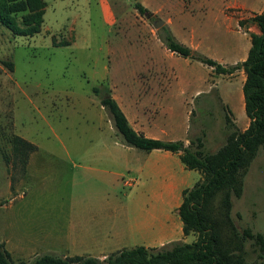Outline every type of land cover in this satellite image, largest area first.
Instances as JSON below:
<instances>
[{
	"label": "rangeland",
	"instance_id": "rangeland-1",
	"mask_svg": "<svg viewBox=\"0 0 264 264\" xmlns=\"http://www.w3.org/2000/svg\"><path fill=\"white\" fill-rule=\"evenodd\" d=\"M42 1L36 32L14 34L0 23V204L6 205L0 208V227L7 223L3 231L9 233V220L16 221L11 232L18 239L23 238L18 236L21 231L31 233L27 238L37 248L33 252L14 251L15 262L46 253L42 249H59V243L50 237L62 233V226L71 217L81 216L86 225L97 224V232L100 226L101 230L127 234V241L120 245L145 241L138 224L140 227L143 224L139 218L150 200L142 195L146 194L147 181L135 170L150 154L119 140L109 114L99 102L102 91L107 87L117 99L121 91L128 93L132 79L128 72L151 59L138 52L137 41L144 37L158 38L153 20L165 21L173 15L170 11L182 7L193 10L195 16H200L194 25L201 27L199 31L207 39L240 43L243 36L228 33L224 26L229 21L216 16L221 4L225 6L234 0ZM134 1L146 6L151 11L150 17L138 13ZM208 10L210 14L206 13ZM224 11L236 20H245L249 14L239 6H226ZM19 14L15 16L17 20ZM230 25L233 27L235 23L230 21ZM247 25L244 21L238 26L250 31ZM198 51L210 56L217 55L219 50L207 41ZM153 61L166 67L172 61L174 68L191 78L184 96L200 85L206 89L190 99L188 136L192 139L200 136L204 151L215 150L228 132L217 88L225 87L232 92L227 87H234L241 93L242 70L215 73L209 66L179 55L171 60L155 55ZM93 86L99 88L96 93ZM180 105L177 100L178 121L183 117ZM241 105L240 101L231 104L229 114L233 122L234 115L238 125L245 117ZM13 135L28 140L36 148L28 168V157L24 159L13 151ZM129 177H134V184H123L122 179ZM170 203L165 197L154 205L163 222L172 220ZM230 214L238 230L248 226L264 234V147L257 149L243 175L241 195L232 196ZM176 215L175 228L180 221ZM91 216L97 220H91ZM153 233L158 237L165 230L155 228ZM194 237L193 233H182L178 240L191 241ZM39 239L43 245H37ZM250 242L249 238L244 240L247 262L264 264V254L257 256L258 251ZM88 255L103 258L106 254Z\"/></svg>",
	"mask_w": 264,
	"mask_h": 264
},
{
	"label": "trees",
	"instance_id": "trees-1",
	"mask_svg": "<svg viewBox=\"0 0 264 264\" xmlns=\"http://www.w3.org/2000/svg\"><path fill=\"white\" fill-rule=\"evenodd\" d=\"M43 5L42 0H0V23L14 34H32L38 30ZM133 5L138 13L150 17L151 11L141 2L134 1ZM17 13H20L19 20L15 17ZM244 21L255 24L258 32H248L250 45L246 56L234 63L220 62L180 42L166 23L156 30L162 44L176 55L197 60L215 73H231L237 69L244 73L241 92L248 123L240 129L229 116L230 108L224 105L223 117L228 132L225 141L215 150L204 151L200 136L189 138L186 144L182 139L146 136L132 128L107 87L99 98L123 144L146 151L159 148L176 152L186 168L200 172L199 179L181 189L176 208L182 233H193L194 239L171 240L158 247L142 244L122 247L108 252L103 258L47 252L17 262L0 241V264H249L244 249L246 238L251 240V245L258 251L257 256L261 257L264 234L252 231L248 226L238 230L230 214L232 196L241 195L243 175L257 149L264 147V8L245 20L237 19L238 25ZM92 89L95 93L99 90L97 86ZM200 131L204 132L203 129ZM11 142L14 153L24 159L35 149L31 142L17 135L11 136Z\"/></svg>",
	"mask_w": 264,
	"mask_h": 264
},
{
	"label": "crops",
	"instance_id": "crops-1",
	"mask_svg": "<svg viewBox=\"0 0 264 264\" xmlns=\"http://www.w3.org/2000/svg\"><path fill=\"white\" fill-rule=\"evenodd\" d=\"M226 6H239L245 9L249 12L248 15H245L248 17L253 12H259L264 8V0L228 1L225 6L221 4L217 10V17L229 21L224 26L228 33L231 32L232 35L240 33L243 35L242 38L240 37V43H232L229 39L222 41H216L214 38H209L211 40L207 39L205 37L207 35L204 36V33L199 31L201 27L194 25L195 20L200 16H195L193 10L190 11V9L184 7L176 11H170L173 15H169L165 21L161 19L168 25L175 38L180 42L194 49L202 50V47L206 45L208 41L216 45L219 50L217 55H210L212 58L223 63H234L238 60H242L246 56L247 49L250 45L249 31L242 30L238 26L236 18L230 14V12L227 13L224 11ZM203 13H205V11ZM206 13L210 14L211 11L208 10ZM230 21H233L235 26L232 27ZM247 29L258 32V28L255 24H249ZM137 42L138 52L150 57V62H146V59V64L142 62L138 64L137 69H132L128 72L132 78L131 81H129L130 86L127 90L128 93L125 94V92L121 91L122 95L120 98L117 99L115 96L113 97L134 130L154 138L169 140L182 139L186 144L189 139L188 131L190 128L188 117V113H190L191 110L189 104L190 99L198 92H205L206 89H201L200 87L202 85H200V87H195L190 91L188 96H184L186 92L185 87L189 84L191 78L174 68L172 61H169L168 67L156 64L153 61L155 55L167 58L168 60L175 59L177 55L169 51L159 38L144 37ZM132 52L133 50L129 53ZM242 76L239 84L240 86L244 79V73ZM202 79L204 81L203 75ZM224 88H219V86L217 88L220 100L224 105H227L231 110V104L240 101V104H242L241 106H243L242 92L235 91L234 87H227V89H232V92H228L229 90ZM177 100L181 103L180 107L183 110V119L181 118L179 121L175 118V110L178 108ZM233 120L240 129L245 128L248 123V117L246 115L245 117L243 116V123L241 125L237 124L234 115ZM35 151L36 148L28 153L26 168H28ZM147 152L150 154V157L147 158L145 162L139 164L135 170L136 173L141 174L147 181L146 194H144V192L142 195L148 196L150 200L145 206L144 215L139 218V221L144 222L141 224V227L140 224H138V227L141 229V237L146 238V240L140 243H131L129 246L142 244L145 246L158 247L171 240L182 238L181 222L178 221V226L175 228L177 221L174 217V215L177 214L176 208L180 202V191L183 187L192 185L194 181L201 177L198 170L186 168L178 158L176 152L159 148H152ZM109 156H112L111 153ZM71 164L73 166L74 162L71 161ZM77 164L81 166L79 163ZM117 174H119V172ZM133 178L134 177L122 179V182L125 185L134 184L132 181ZM12 189L14 190L15 187ZM126 194L127 193L124 195ZM165 197L170 199V207L173 210V217L169 223L168 221L163 222L154 211V205L156 203L159 204L161 199ZM5 206L0 204V208ZM90 219L93 221L97 220L95 216H91ZM82 220L84 219L81 216L77 218L71 217L69 220H66L65 225L62 226L64 228L63 232L52 234L53 236L50 237L55 238L59 243V249L42 250L46 253L60 252L61 255L79 253L92 254L95 252L98 254H107L110 251L128 246L125 244L120 245L123 240L127 241V234L122 235V232H113L110 229L101 230L102 228L100 226V232H97V224L86 225L81 222ZM16 223V221L9 220V233H4L3 231L7 223H3L0 227V241L3 242L4 247L9 251L12 258L14 251L19 253L26 251L33 252L37 249L34 247V242H31L30 238H27L31 233L21 231L18 236L23 238L18 239L17 234L11 232L16 227L13 228ZM155 228H163L165 233L162 236L154 237L155 233L153 232ZM89 229H92V231ZM144 230H146V232H142ZM42 231L43 229L38 235L39 238ZM43 233L45 236L49 235L48 232ZM40 241L43 240L39 239V244L37 245H43Z\"/></svg>",
	"mask_w": 264,
	"mask_h": 264
},
{
	"label": "water",
	"instance_id": "water-1",
	"mask_svg": "<svg viewBox=\"0 0 264 264\" xmlns=\"http://www.w3.org/2000/svg\"><path fill=\"white\" fill-rule=\"evenodd\" d=\"M163 22L164 21L161 18H156V19L153 20V25L156 28H158V27H160L163 24Z\"/></svg>",
	"mask_w": 264,
	"mask_h": 264
}]
</instances>
